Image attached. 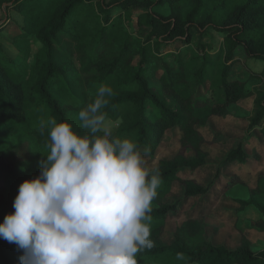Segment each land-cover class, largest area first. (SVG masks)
<instances>
[{"label":"trees","instance_id":"16d2710c","mask_svg":"<svg viewBox=\"0 0 264 264\" xmlns=\"http://www.w3.org/2000/svg\"><path fill=\"white\" fill-rule=\"evenodd\" d=\"M5 3L23 21L12 33L18 57L6 55L0 46V224L14 212L19 186L40 174L50 143V129L41 133L40 121L54 118L86 134L78 112L87 104L79 101L74 82L80 78L84 86L98 90L114 79L118 94L102 109L106 119L120 121L112 138L130 139L141 151L149 148L147 155L155 158L169 133L182 135L178 153L158 160L162 184L153 201L150 237L155 247L138 253V264H264V250L254 252L245 236L236 249L207 241L209 226L203 218L193 217L178 226L170 245L163 240L168 216L179 211L183 200L204 197L215 185L203 186L181 173L208 165L205 146L210 141L202 130L209 121L229 116L234 106L252 96L246 82L234 74L241 53L264 62V0H0V5ZM131 9H143L140 32L135 35L123 28L121 16H114ZM8 28L1 25L0 34L11 32ZM208 30L226 34L225 57L206 59L199 67L186 63L180 49L191 44L195 33L204 35ZM59 36L68 37L83 51L84 74L74 71L71 54L63 59L56 54ZM177 43L182 45L174 52L162 53ZM253 76L264 78V70ZM248 128L264 134V93ZM248 137L225 155L222 165L244 169L251 158L260 159L259 149ZM20 147L29 158L10 162L9 153ZM220 175L218 169L214 181ZM176 183L183 187L184 198L167 203ZM263 183L261 174L258 186L251 189L253 196ZM239 184L244 183L235 176L227 188ZM237 203L244 208L253 201ZM259 208L264 213V207ZM259 225L264 226V221ZM177 253L186 260L178 261ZM22 254L14 243L0 239V264H20Z\"/></svg>","mask_w":264,"mask_h":264},{"label":"clouds","instance_id":"9594fccd","mask_svg":"<svg viewBox=\"0 0 264 264\" xmlns=\"http://www.w3.org/2000/svg\"><path fill=\"white\" fill-rule=\"evenodd\" d=\"M112 95L101 85L78 112L84 135L67 122L40 121L41 133L50 129L40 174L19 186L14 212L0 224V239L23 252L20 264H138L137 254L155 247L161 173L146 166L149 148L112 138L102 111Z\"/></svg>","mask_w":264,"mask_h":264},{"label":"rangeland","instance_id":"374dc122","mask_svg":"<svg viewBox=\"0 0 264 264\" xmlns=\"http://www.w3.org/2000/svg\"><path fill=\"white\" fill-rule=\"evenodd\" d=\"M7 6L6 3L0 5V26H9L8 31L11 32L0 34V46L6 55L17 58L19 51L12 44V33L17 27L16 24L22 25L23 18L17 11L8 9L9 6ZM142 13L143 9H131L123 12L117 11L114 16H121L123 28L135 35L140 32L138 20ZM55 44L58 57L63 59L64 56L67 57L71 54L74 71L83 73V51L78 48V44L65 36L57 37ZM181 45V43H177L175 47L164 48L162 53H172ZM227 45L226 34L208 30L204 35L195 33L191 44L181 48L179 53L186 63L199 67L206 59L217 61L225 57ZM263 70V61L247 59L241 53V62L236 67L234 77L246 82V88L252 93V96L234 106L229 116L225 118L213 117L208 126L202 130L206 139L210 141L205 146V150L209 153L208 165L197 171L185 170L181 175L191 177L203 186H208L213 182L215 185L204 197L183 200L179 211L168 216L163 237L165 244L170 245L173 242L178 226L194 217L205 219L209 226L206 240L215 245L236 249L240 246L242 237L245 236L250 240L254 252L264 250V229L262 228L264 226L259 225L264 221V213L259 208L260 206L264 207V183L261 184L258 194L253 196L251 193V189L258 186L259 175H264V134L261 129L249 130L248 128L251 119L259 111V100L264 93V78H257L253 75H262ZM82 83L79 78L74 82V88L79 101L89 104L96 98L97 88L84 86ZM107 86L113 89V95L107 97L108 100H111L118 94L116 80H110ZM106 120L111 132L117 131L120 121ZM181 136L178 131L169 133L164 139L161 151L155 158L145 156L146 166L158 169L159 159H172L180 150ZM246 137L252 140L253 147L259 149L260 159L251 158L244 169H240L236 164L234 166L222 165L225 155ZM212 141L214 142L211 144ZM248 153L254 155L255 152L248 149ZM8 156L10 162L20 163L29 158V153L25 148L20 147L11 151ZM188 156L192 157V154L189 153ZM218 169H220L219 179L221 178V181H214ZM235 176H239L244 184L228 189L227 183ZM183 198V187L176 183L165 201L174 204ZM237 200L253 201V204L241 208Z\"/></svg>","mask_w":264,"mask_h":264}]
</instances>
